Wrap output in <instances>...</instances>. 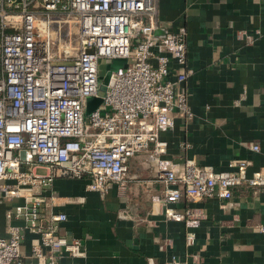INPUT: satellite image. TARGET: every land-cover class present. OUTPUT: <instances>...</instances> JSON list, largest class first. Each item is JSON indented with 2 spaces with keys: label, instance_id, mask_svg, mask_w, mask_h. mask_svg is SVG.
Segmentation results:
<instances>
[{
  "label": "built area",
  "instance_id": "1",
  "mask_svg": "<svg viewBox=\"0 0 264 264\" xmlns=\"http://www.w3.org/2000/svg\"><path fill=\"white\" fill-rule=\"evenodd\" d=\"M157 1L0 0V204L20 200L4 213L0 264H22V232L35 237L28 258L37 264L83 257L77 239L58 235L65 215L46 211L54 197L43 193L56 176H86V190L100 196L109 184L124 192L128 160L141 155L164 188L152 202L164 205L167 221L186 218L187 229L198 225L190 211L177 213L168 204L228 201L241 183L264 187L259 172L246 178V160L213 171L164 158L160 135L172 129L174 115L192 114L185 93L177 90L184 75L168 70L170 61L183 64V36H153ZM114 59L125 66L109 74L100 104L85 115L102 61ZM39 167L47 175L32 173ZM192 243L186 233L185 246Z\"/></svg>",
  "mask_w": 264,
  "mask_h": 264
},
{
  "label": "crops",
  "instance_id": "2",
  "mask_svg": "<svg viewBox=\"0 0 264 264\" xmlns=\"http://www.w3.org/2000/svg\"><path fill=\"white\" fill-rule=\"evenodd\" d=\"M156 8L160 34L183 36V64L170 61L168 70L184 75L177 90L185 93L192 114L174 115L172 129L160 135L164 158L213 171L246 160V178L255 172L264 177V0H158ZM32 173L47 175L40 167ZM125 180L124 192L109 184L100 196L86 190V176L53 178L43 193L54 197L46 211L65 215L58 235L77 239L83 254L64 256L60 264H264V187L241 183L228 201L168 204L177 213L190 211L198 225L187 229L186 218L167 221L164 205L152 202L164 188L141 155L128 160ZM19 202L0 204L2 235L5 211ZM186 233L193 235L189 247ZM34 239L22 232V264H37L28 258Z\"/></svg>",
  "mask_w": 264,
  "mask_h": 264
},
{
  "label": "water",
  "instance_id": "3",
  "mask_svg": "<svg viewBox=\"0 0 264 264\" xmlns=\"http://www.w3.org/2000/svg\"><path fill=\"white\" fill-rule=\"evenodd\" d=\"M164 35H161L159 30L153 31V36L160 38ZM125 66V61L120 59L111 60L110 63H107L103 66V70L99 72V76L97 78V92L94 98H90L87 100V103L84 108V114L88 115L91 113L101 101V98L104 96L106 84L108 81L109 74L111 72H115L118 68H122Z\"/></svg>",
  "mask_w": 264,
  "mask_h": 264
},
{
  "label": "rangeland",
  "instance_id": "4",
  "mask_svg": "<svg viewBox=\"0 0 264 264\" xmlns=\"http://www.w3.org/2000/svg\"><path fill=\"white\" fill-rule=\"evenodd\" d=\"M102 63L105 64V65L107 64L106 61H102ZM102 70H103V66H101L100 72H101Z\"/></svg>",
  "mask_w": 264,
  "mask_h": 264
}]
</instances>
